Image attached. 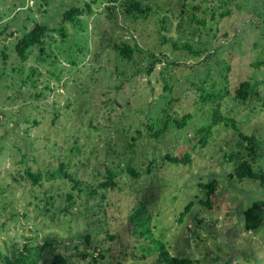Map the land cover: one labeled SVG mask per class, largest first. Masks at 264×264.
<instances>
[{
	"label": "rangeland",
	"instance_id": "374dc122",
	"mask_svg": "<svg viewBox=\"0 0 264 264\" xmlns=\"http://www.w3.org/2000/svg\"><path fill=\"white\" fill-rule=\"evenodd\" d=\"M135 2L150 10L129 12ZM74 6L84 12L61 30ZM36 24L51 30L22 61L16 43ZM124 43L134 49L131 61L116 49ZM186 43L205 50L195 57ZM205 78L206 87H226L221 111L236 128L215 127L203 146L194 131L212 114L192 84ZM244 81L253 91L246 100L237 95ZM163 109L193 118L184 128L170 120L162 135L150 136L147 125L165 119ZM242 134L263 141V149L244 150ZM239 152L264 168V0H0V264L40 263L57 253L69 264H92L101 253L100 264H164L155 242L198 264H264V230L247 231L243 216L264 188L230 177ZM187 154V165L165 159ZM66 156L82 194L68 180L38 186L26 174L57 170ZM130 164L138 177L126 172ZM111 169L118 186L102 191ZM213 181L210 207L201 202V184ZM93 188L98 194L90 198ZM68 193L70 213L62 210ZM142 207L153 237L135 233L131 218Z\"/></svg>",
	"mask_w": 264,
	"mask_h": 264
},
{
	"label": "trees",
	"instance_id": "16d2710c",
	"mask_svg": "<svg viewBox=\"0 0 264 264\" xmlns=\"http://www.w3.org/2000/svg\"><path fill=\"white\" fill-rule=\"evenodd\" d=\"M117 0H111V2H116ZM131 10H136L139 13L142 12H148L149 8H143L140 3H134L129 7V12ZM87 11L92 12V6L90 4L87 5ZM84 12V10H81L79 7H71L69 10L65 11L62 18V26L61 30H64V26L66 23L73 22L79 15H81ZM230 14V10L228 8L223 11L221 16L225 18L227 15ZM213 18H215L216 15L212 12ZM197 20V18H196ZM200 23L202 21L197 20ZM51 29H49L48 26L42 25V24H36L33 29L29 31H25L20 38H18V41L15 46V51L17 55L21 58L22 61L28 60L29 56L31 55V52L34 48L38 46H43V43L48 36V33ZM223 37H228V33H225ZM176 45V44H175ZM219 48L222 47L221 45L218 46ZM183 48L188 50L189 53H191L195 57H200L201 53L205 49H195L192 44L186 43L183 45ZM117 51H119L120 55L129 61H131L134 58V49L128 44H119L116 45ZM221 49V48H220ZM8 55L4 53V59H7ZM168 59V57H166ZM156 62L152 63L150 65V69L147 71L148 74H151L152 68L154 67ZM171 64V63H170ZM175 64V63H174ZM258 64V63H256ZM230 70V67L227 68ZM164 71L160 72V75H162ZM207 78L201 80V84L197 82H193V87L196 89V93L198 92V95L196 94V101L201 102L203 106L210 105V111L212 114V121L209 123H206V125H202L199 127V129H195L194 134L196 135V138H198L200 143L203 146H206L209 142L210 138L213 137L214 128L224 124V126H229L230 124L236 128L234 120L228 118L225 116L221 111V102L225 98L226 95H228V91L226 87H221V85H217V83H213L211 87H206L207 85ZM200 84V85H198ZM163 85L164 89L166 91H173L171 86L168 85V80L164 77L163 78ZM251 83L248 81H244L240 84L237 95L241 99H248L251 97L252 92L250 91ZM42 93L35 94L34 96L40 97ZM174 101L171 99L168 104L170 105ZM199 111V110H195ZM201 111V110H200ZM167 110L163 109V113L166 114L165 119L157 118V119H151L149 124L147 125L148 134L150 136L159 137L162 135L168 128H169V121L174 120L177 124L178 128H184L186 127L190 120L193 118L192 113H188L187 115H184L181 119H175L173 116L167 114ZM35 123H37L35 121ZM162 127L161 129H159ZM139 137L142 135L141 130L138 131ZM243 139L244 144H248L246 147L243 146L244 150H250L252 152H256V150H262L263 149V141L258 139L255 136H247V135H241ZM139 137H133L134 142L139 139ZM131 146H135V143L131 144ZM32 148V145L30 146ZM72 151L75 152V155H79L81 153V150L74 146L72 148ZM235 154H231V158L233 159ZM239 157H237V163L236 167L234 169V173L230 175V177L236 176L238 181L242 180H252L255 182H258L261 187L264 188V168L257 169L255 167V164L252 163L249 159H245L241 152L237 153ZM26 157V155H24ZM241 158V159H240ZM167 161H169L172 164H185L187 165L190 162V155L187 154L185 157L179 158V157H173L171 155H167L165 158ZM25 162V161H24ZM72 163V157L66 156L62 163H60V168L57 170H51L47 169V171L43 172L39 170L38 172H32L30 168L26 169V174L29 176L30 179L33 180L34 184L36 185H42V180L45 179L47 182H56V181H65L68 180L71 183H73V189L77 190L80 194L84 192L82 183L76 180L73 173L69 172V166ZM153 164H155V161H152L148 164V170L151 171ZM119 169V167H117ZM116 169L108 170V174L103 182H101L98 185V188L102 191H108L110 189H114L118 186V182L116 181ZM126 172L129 175L132 176H139L138 171L130 164L126 168ZM43 186V185H42ZM201 187L205 190H207L206 199L202 200L201 202L207 206L211 207L210 200L211 197L214 195L216 188H217V181H213L209 184H201ZM98 188H93L89 192V197L93 198L97 196L98 194ZM104 198V197H103ZM66 200L68 201V205L62 209L64 212L70 213L69 209L73 208L75 206V199L73 196V193L66 194ZM192 204H190L184 213H182L181 220L184 218L186 212L190 210V207ZM145 207H142L138 211L139 213L136 216H133L131 218V221H135L137 223V227L135 228V233L138 232V230H142V235H150L152 236V227H149V224L145 221L152 220V217L149 215L147 217H142L144 214ZM143 212V213H142ZM244 216V227L247 231L251 232H258L261 230H264V197L255 200L252 202L247 209L243 211ZM152 228V229H151ZM153 237V236H152ZM87 240L89 237L86 238ZM155 241V240H154ZM47 244H45L42 247L41 251L46 250ZM155 245L157 247V255H159V258L162 259L164 264H198L196 261L190 259L189 257L181 258L173 256L169 250L166 248V245L162 242H155ZM97 250V248H96ZM39 253V258L43 257V254ZM2 255L0 254V257ZM105 259L104 254H99L98 258L92 257V264H100ZM31 264H69V258L61 253L54 254L51 259L40 262L32 261Z\"/></svg>",
	"mask_w": 264,
	"mask_h": 264
}]
</instances>
